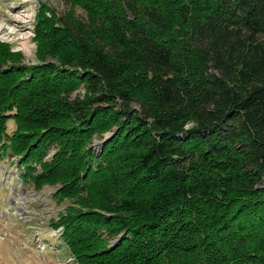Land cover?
<instances>
[{
    "label": "trees",
    "instance_id": "16d2710c",
    "mask_svg": "<svg viewBox=\"0 0 264 264\" xmlns=\"http://www.w3.org/2000/svg\"><path fill=\"white\" fill-rule=\"evenodd\" d=\"M64 1L0 70V150L74 261L264 264V0Z\"/></svg>",
    "mask_w": 264,
    "mask_h": 264
},
{
    "label": "rangeland",
    "instance_id": "374dc122",
    "mask_svg": "<svg viewBox=\"0 0 264 264\" xmlns=\"http://www.w3.org/2000/svg\"><path fill=\"white\" fill-rule=\"evenodd\" d=\"M68 7L64 0H0V44H5L9 53L15 55L11 57L18 59L17 63L0 65V70L11 65L40 64L37 18L41 12L50 15L49 9L62 14ZM74 11L83 15L78 7ZM13 128V120H8L7 131ZM109 135L105 132L103 137ZM100 141L95 137L92 142L95 153ZM17 159L0 150V264H78L61 239V227L50 225V219L64 210L68 200L56 202L52 196L56 186L45 184L37 189L32 182H23Z\"/></svg>",
    "mask_w": 264,
    "mask_h": 264
}]
</instances>
